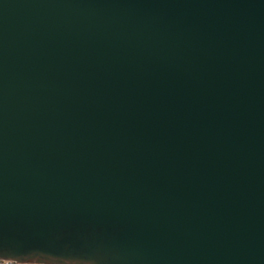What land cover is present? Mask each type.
Returning a JSON list of instances; mask_svg holds the SVG:
<instances>
[{"label": "water", "instance_id": "water-1", "mask_svg": "<svg viewBox=\"0 0 264 264\" xmlns=\"http://www.w3.org/2000/svg\"><path fill=\"white\" fill-rule=\"evenodd\" d=\"M0 259L264 264V0H0Z\"/></svg>", "mask_w": 264, "mask_h": 264}, {"label": "built area", "instance_id": "built-area-1", "mask_svg": "<svg viewBox=\"0 0 264 264\" xmlns=\"http://www.w3.org/2000/svg\"><path fill=\"white\" fill-rule=\"evenodd\" d=\"M0 264H41V263H19L13 260L0 259Z\"/></svg>", "mask_w": 264, "mask_h": 264}]
</instances>
